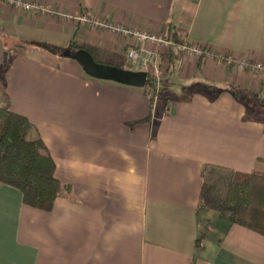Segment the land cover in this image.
Segmentation results:
<instances>
[{
    "label": "crops",
    "instance_id": "1",
    "mask_svg": "<svg viewBox=\"0 0 264 264\" xmlns=\"http://www.w3.org/2000/svg\"><path fill=\"white\" fill-rule=\"evenodd\" d=\"M28 1L52 11L0 2V106L32 122L68 189L44 211L0 183V264H264L263 235L198 210L204 165L264 171V73L222 58L264 61V0ZM84 13L177 32L214 55L161 49L150 109L144 87L93 78L45 52L41 42L73 39L124 65L130 39L81 25Z\"/></svg>",
    "mask_w": 264,
    "mask_h": 264
},
{
    "label": "trees",
    "instance_id": "2",
    "mask_svg": "<svg viewBox=\"0 0 264 264\" xmlns=\"http://www.w3.org/2000/svg\"><path fill=\"white\" fill-rule=\"evenodd\" d=\"M172 36L176 41L185 39L178 37L177 32ZM40 44L49 51L55 52L60 49L49 43ZM67 47H82L98 62L133 69V65L127 59L124 65L101 61L95 53L96 48L73 39ZM144 88L151 109L158 87L148 79ZM234 93L240 94L239 91ZM2 121L0 183L19 189L24 204L44 211L51 210L59 193L68 187L56 178L55 162L47 147L39 135H33L32 122L26 116L11 111L8 102L0 106V123ZM201 177L198 210L203 208L216 210L223 219L248 227L264 236V171L241 173L224 167L204 165ZM200 239L202 235L196 243Z\"/></svg>",
    "mask_w": 264,
    "mask_h": 264
},
{
    "label": "built area",
    "instance_id": "3",
    "mask_svg": "<svg viewBox=\"0 0 264 264\" xmlns=\"http://www.w3.org/2000/svg\"><path fill=\"white\" fill-rule=\"evenodd\" d=\"M0 2L26 12L49 13L52 11L46 4L39 1L0 0ZM77 20L81 25L87 23L94 27L106 28L117 36L129 38L131 44L126 49V59L133 66L146 70L148 72V79L155 83L157 87L163 77L160 64L161 49L166 53L174 55L188 53L201 58L214 55L209 49L206 50L205 46L186 40L176 41L165 34L149 33L122 24L99 20L88 13L80 15ZM222 58L228 65L236 64L243 69L264 73V61L262 60L237 59L233 55H226Z\"/></svg>",
    "mask_w": 264,
    "mask_h": 264
},
{
    "label": "water",
    "instance_id": "4",
    "mask_svg": "<svg viewBox=\"0 0 264 264\" xmlns=\"http://www.w3.org/2000/svg\"><path fill=\"white\" fill-rule=\"evenodd\" d=\"M55 52L62 57L75 60L86 74L96 79L110 80L134 87H144L148 82V72L146 70H133L114 64L98 62L87 49L82 47L60 48Z\"/></svg>",
    "mask_w": 264,
    "mask_h": 264
},
{
    "label": "rangeland",
    "instance_id": "5",
    "mask_svg": "<svg viewBox=\"0 0 264 264\" xmlns=\"http://www.w3.org/2000/svg\"><path fill=\"white\" fill-rule=\"evenodd\" d=\"M45 49V48H44ZM47 51V49H45V52ZM48 52V51H47ZM60 57V56H59ZM133 69H139V67H135L133 66ZM161 70H162V76H164V73H165V69H164V66L161 64ZM163 78V77H162ZM162 80V79H161ZM159 85H160V82H159ZM4 120V119H3ZM3 130V121L0 123V133L2 132Z\"/></svg>",
    "mask_w": 264,
    "mask_h": 264
}]
</instances>
